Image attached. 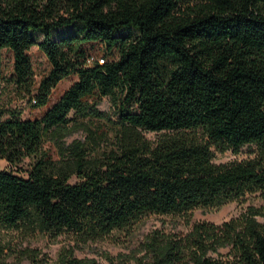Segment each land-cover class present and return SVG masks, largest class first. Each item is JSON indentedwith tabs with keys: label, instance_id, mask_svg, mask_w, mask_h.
I'll return each instance as SVG.
<instances>
[{
	"label": "trees",
	"instance_id": "16d2710c",
	"mask_svg": "<svg viewBox=\"0 0 264 264\" xmlns=\"http://www.w3.org/2000/svg\"><path fill=\"white\" fill-rule=\"evenodd\" d=\"M36 45L51 70L35 106L64 79L77 80L39 117L0 112V160L9 166L0 168V264H44L36 249L5 237L12 232L67 234L85 245L148 213L184 215L264 194V0H0V83L9 49L15 80L33 84ZM104 97L118 116L116 149L92 157L75 141L58 164L43 149L47 138L60 145L80 118L106 117L96 108ZM246 145L260 156L213 161L214 150ZM259 215L264 208L250 207L222 224L196 222L154 240L150 261L139 264H264ZM60 264L99 263L67 249Z\"/></svg>",
	"mask_w": 264,
	"mask_h": 264
},
{
	"label": "rangeland",
	"instance_id": "374dc122",
	"mask_svg": "<svg viewBox=\"0 0 264 264\" xmlns=\"http://www.w3.org/2000/svg\"><path fill=\"white\" fill-rule=\"evenodd\" d=\"M78 23L72 27H61L53 31L55 37L64 31H75ZM37 41L43 39V32H35ZM32 60L34 78L33 84L24 86L18 83L14 76V55L9 49L3 50V78L0 83V112L2 118L9 117L12 112H19L23 118H36L41 116L72 84L77 77L71 76L61 81L52 90L49 102L44 107H37L38 93L41 81L49 74L51 64L43 51L38 46H33L29 50ZM95 57L102 58L103 53L100 45H97ZM117 55H115V58ZM114 101L110 97H104L96 108L105 113L106 117H86L80 118L82 121L80 129L63 139L60 145L47 138L43 149L49 153L60 165H64L68 153L66 147L75 141H81L87 148V152L92 157H103L109 151L118 146L117 134V113ZM82 127V128H81ZM85 127V128H83ZM88 127V128H87ZM149 141L158 139L155 132H144ZM260 156L255 146L246 145L239 152L227 150L225 152L214 150L213 161L217 164H227L231 162L247 161ZM34 161L33 157L26 158L17 168L23 175H27V170ZM9 167L7 162L0 160V168ZM250 207L264 208V194L261 192L247 194L239 201L229 202L218 208L199 207L184 215H159L148 213L131 225L114 230L103 239L89 242L85 245H76L74 239L69 235H61L52 238L49 235L36 233L32 235H22L16 232L6 234L7 239H12L15 246L36 249L35 255L42 259L44 264H60V256L67 249H73L78 258H93L99 264H139L142 261H150V244L162 236L185 235L196 222L208 221L215 224H222L234 217H239ZM258 220L264 223V216L259 215ZM224 255L228 253V248L220 250ZM217 257V254H213ZM10 261H15L12 256ZM18 264H32L30 258H23Z\"/></svg>",
	"mask_w": 264,
	"mask_h": 264
},
{
	"label": "built area",
	"instance_id": "2783aa9c",
	"mask_svg": "<svg viewBox=\"0 0 264 264\" xmlns=\"http://www.w3.org/2000/svg\"><path fill=\"white\" fill-rule=\"evenodd\" d=\"M101 61H103V60H101Z\"/></svg>",
	"mask_w": 264,
	"mask_h": 264
}]
</instances>
